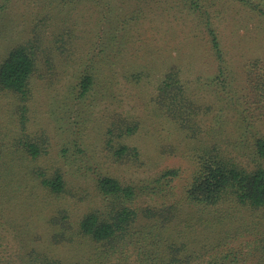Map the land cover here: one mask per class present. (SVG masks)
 Masks as SVG:
<instances>
[{"label": "rangeland", "instance_id": "rangeland-1", "mask_svg": "<svg viewBox=\"0 0 264 264\" xmlns=\"http://www.w3.org/2000/svg\"><path fill=\"white\" fill-rule=\"evenodd\" d=\"M23 45L36 66L24 131L16 101L0 96V264H169L159 250L172 239L193 251L190 264H264V209L223 218L182 201L214 156L264 167L254 148L264 137V0H0V63ZM21 138L40 143L37 161ZM121 146L128 154L116 155ZM169 169L170 193L154 192ZM32 170L59 171L64 192ZM100 176L142 187L128 204L140 212L134 242L101 262L103 248L77 234L87 213H105Z\"/></svg>", "mask_w": 264, "mask_h": 264}, {"label": "trees", "instance_id": "trees-1", "mask_svg": "<svg viewBox=\"0 0 264 264\" xmlns=\"http://www.w3.org/2000/svg\"><path fill=\"white\" fill-rule=\"evenodd\" d=\"M212 41L213 46L217 48L216 38L213 37ZM35 67L34 55L28 45L13 49L0 63V96L11 97L16 101L15 111L18 114L17 120H20L22 131L26 129L25 114L28 109L27 104L31 99L29 80ZM256 84L258 85L259 99L264 100V70L257 76ZM92 85V77L84 76L80 83L81 92L86 93ZM21 139L27 159L37 161L43 151L40 143L37 144L27 138ZM254 148L255 155L264 160V137L259 136L255 140ZM128 151V147L121 146L115 153L118 156H124L128 154ZM134 155L137 153L135 152ZM214 158L218 159L214 164H198L192 173L191 182L184 190L182 201L199 212H210L217 216H223V218L231 216L233 212L243 207L252 210L264 209V167L257 165L247 171L238 168L235 163L223 157L214 156ZM201 160L202 158H199V162ZM32 171L39 185L45 190L52 194L64 192V178L59 171H54L51 176H46L43 172L36 170ZM177 177L178 171L175 169L163 171L156 178V186L152 188L153 191L161 190L162 192L169 187L170 193L173 188L172 183ZM96 184L98 191L107 201L105 213L98 214L95 211L87 213L78 223L77 234L103 248L96 255V261L101 262L118 252L119 244L122 245L127 239H135L136 233L138 234L131 228H135L140 212L139 209L132 208L128 204L132 203L136 195L142 191V187L122 183L110 176L98 177ZM176 209L177 206H169V211L166 209L159 215V218L167 223L170 214ZM144 211L145 217H152L151 210L145 209ZM136 241L141 242L139 239ZM187 250L188 248L184 244H179L172 239L169 241V246L160 248L159 252L161 258L165 254L167 255L165 259L169 258V264H190V260L195 256L193 251ZM44 262V264H51L49 260Z\"/></svg>", "mask_w": 264, "mask_h": 264}]
</instances>
